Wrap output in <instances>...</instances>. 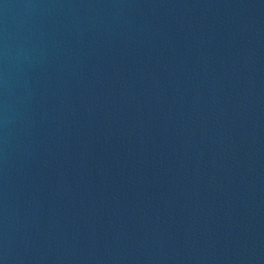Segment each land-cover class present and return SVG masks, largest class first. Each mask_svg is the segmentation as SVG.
<instances>
[{"label": "water", "instance_id": "water-1", "mask_svg": "<svg viewBox=\"0 0 264 264\" xmlns=\"http://www.w3.org/2000/svg\"><path fill=\"white\" fill-rule=\"evenodd\" d=\"M0 264H264V0H0Z\"/></svg>", "mask_w": 264, "mask_h": 264}]
</instances>
